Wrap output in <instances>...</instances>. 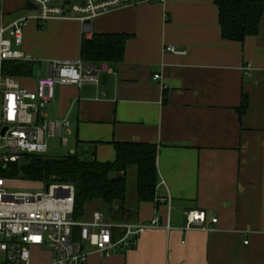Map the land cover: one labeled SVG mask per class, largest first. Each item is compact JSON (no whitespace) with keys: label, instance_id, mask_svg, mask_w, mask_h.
<instances>
[{"label":"crops","instance_id":"0c3cea01","mask_svg":"<svg viewBox=\"0 0 264 264\" xmlns=\"http://www.w3.org/2000/svg\"><path fill=\"white\" fill-rule=\"evenodd\" d=\"M26 5L0 0V25L25 16ZM48 20L26 25L18 47L41 76L54 60H79L83 36L129 35L121 61L96 63L97 82L56 84L44 109L48 120L68 121L61 145L80 160L112 161L113 141L157 145L155 202L138 203L136 167H129L124 219L157 215L170 224L109 257L89 251L86 264H264V14L258 34L242 42L221 38L213 0H137L87 29ZM168 45L184 53L166 52ZM16 78L34 89L32 72ZM188 210H204L207 228L184 230Z\"/></svg>","mask_w":264,"mask_h":264},{"label":"built area","instance_id":"2783aa9c","mask_svg":"<svg viewBox=\"0 0 264 264\" xmlns=\"http://www.w3.org/2000/svg\"><path fill=\"white\" fill-rule=\"evenodd\" d=\"M26 1L35 9L8 25H0V264H86L90 253L85 243L99 255L109 257L117 251L130 249L147 229L169 231L168 220L163 223L157 215L144 223L119 222L106 220L102 211H96L90 219L75 220L71 183L34 182L43 187L35 193L8 190L11 178L4 175L8 164L18 163L27 154H44L46 137L60 135L63 127L69 125L65 119L50 121L46 118L44 108L53 98V87L56 84L80 87L86 81L97 82L93 78L97 64H86L90 62L81 59L52 61L49 75L35 76L34 89L14 76L4 75L5 61L20 62L27 58L18 50L24 27L34 21L73 19L87 29L86 21L92 22L98 15L137 0ZM166 52L183 54L184 50L168 45ZM249 66H245L247 75L250 74ZM153 76L156 80L161 78L159 74ZM158 201L168 202V199L158 198ZM205 219L204 210H188L183 229H206ZM211 222L216 223V219Z\"/></svg>","mask_w":264,"mask_h":264},{"label":"trees","instance_id":"16d2710c","mask_svg":"<svg viewBox=\"0 0 264 264\" xmlns=\"http://www.w3.org/2000/svg\"><path fill=\"white\" fill-rule=\"evenodd\" d=\"M217 8L221 38L225 41L242 42L247 36H256L263 16L261 0H213ZM128 34L94 33L91 38L83 36L80 42V59L83 62H119L124 56ZM4 75L14 77L30 75L33 65L27 61H10L3 64ZM238 113L247 107L243 95ZM115 158L112 161L80 160L75 154L48 158L44 154H27V163H9L4 172L11 179L45 183H71L74 186L73 218L82 220L87 204L100 201L104 209L117 206L114 220L124 219L126 210L127 170L136 167V195L138 203L155 202L158 183L156 165L157 145L133 141L112 142ZM100 211V210H99ZM112 220V221H114ZM78 229L76 228V231Z\"/></svg>","mask_w":264,"mask_h":264},{"label":"rangeland","instance_id":"374dc122","mask_svg":"<svg viewBox=\"0 0 264 264\" xmlns=\"http://www.w3.org/2000/svg\"><path fill=\"white\" fill-rule=\"evenodd\" d=\"M15 48V47H14ZM62 135H52L51 137H48L47 140V150L44 153V155L48 158H52L53 157H63L65 155H67V148H64V146L61 145V138ZM130 177V178H129ZM132 175L128 176V180H129V188L132 185ZM7 188L8 190L11 191H15V190H19L21 192L24 191H28V192H39L42 191L43 187L42 186H38L36 183H34L33 181H28V180H20V179H10V181L7 183ZM94 208H96L97 210L102 211L105 214V219L106 220H111L108 215H107V211L106 209H104V207L102 206L101 202L98 201H94L92 203H90L87 207H85V212H84V216L83 218L86 216L92 214V210L94 211ZM85 249L88 251H93L94 248L89 246L87 243H85Z\"/></svg>","mask_w":264,"mask_h":264},{"label":"water","instance_id":"95a60500","mask_svg":"<svg viewBox=\"0 0 264 264\" xmlns=\"http://www.w3.org/2000/svg\"><path fill=\"white\" fill-rule=\"evenodd\" d=\"M28 7L29 10H33L35 9V6H32L30 3H27L26 5ZM86 24H88L90 26L91 22L90 21H86ZM86 64H91V63H86ZM96 71L93 73V75H95ZM40 75V65L38 63L33 64V68H32V76H39ZM27 163L26 159L20 160L18 162V166L19 167H23V165H25ZM107 215L111 220H114V214L117 212V206H112L109 207L107 210Z\"/></svg>","mask_w":264,"mask_h":264}]
</instances>
